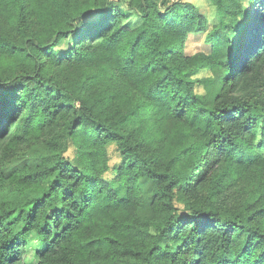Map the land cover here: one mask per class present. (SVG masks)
I'll return each instance as SVG.
<instances>
[{"label": "trees", "instance_id": "16d2710c", "mask_svg": "<svg viewBox=\"0 0 264 264\" xmlns=\"http://www.w3.org/2000/svg\"><path fill=\"white\" fill-rule=\"evenodd\" d=\"M210 2L207 39L236 32L222 59L185 52L195 1L0 0V264H264V0Z\"/></svg>", "mask_w": 264, "mask_h": 264}, {"label": "rangeland", "instance_id": "374dc122", "mask_svg": "<svg viewBox=\"0 0 264 264\" xmlns=\"http://www.w3.org/2000/svg\"><path fill=\"white\" fill-rule=\"evenodd\" d=\"M195 1V3L198 5L199 10L204 13V15L208 18V27L205 32L197 33V34H189L186 43H185V52L186 53H194L196 51H203L206 53L212 52L217 58L222 59L226 55V42L227 39L232 38L236 36V32L234 31L233 24H224L222 29L217 30L215 32L213 38L211 40H208L206 37V32H209V30L212 28V25L217 23V19L215 16V9L211 5L210 0H191ZM253 2L254 0H249ZM248 5V10H251L252 6ZM1 23V22H0ZM226 23V22H225ZM100 64L89 66V70H93L95 72H102V76L105 73V69L101 68ZM210 73L209 70H202L197 74V77H202L205 75H208ZM102 86H106L109 83L113 84V88L122 90V95H125L127 93L126 85L122 80L116 79V77H109L103 78V80L99 81ZM125 92V93H124ZM121 99V95L119 96ZM146 116V115H145ZM148 125L147 123H145ZM146 128V127H145ZM147 129V128H146ZM108 151V164L109 168L104 173V178L108 180L117 190V192L120 195H123V189L120 183L117 182L116 177V169L122 164V157L120 155V152L117 149V146L115 143L111 142L107 146ZM264 153V152H263ZM38 154V149L36 146L31 147L28 149L24 155L15 158L6 168L7 172L10 171L12 168L23 164L24 162L34 163L36 157ZM66 156H68L72 161H77L72 149H69L66 153ZM257 171L255 168L251 167L245 174L237 177H229L225 181L224 184V192L229 197H234L239 194H247L251 189L253 184L256 181L257 177ZM139 184L143 190L145 201L139 208V212L141 214H147L149 212V204L151 199V188L153 185V182L147 178L140 179ZM35 241L34 237L31 236L29 238V247H28V254H27V260L32 261L33 258V251L36 247L37 243H33ZM34 248H33V244ZM33 264V263H32Z\"/></svg>", "mask_w": 264, "mask_h": 264}]
</instances>
